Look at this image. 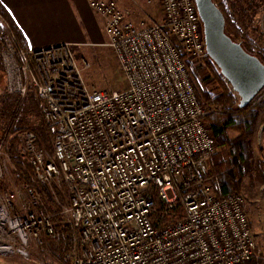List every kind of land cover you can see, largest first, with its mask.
I'll return each mask as SVG.
<instances>
[{
  "label": "built area",
  "instance_id": "1",
  "mask_svg": "<svg viewBox=\"0 0 264 264\" xmlns=\"http://www.w3.org/2000/svg\"><path fill=\"white\" fill-rule=\"evenodd\" d=\"M86 1L104 21V45L120 66L124 90L89 88L82 76L89 65L78 62L73 45L23 48L0 18L1 93L21 102L32 95L51 133L50 153L32 131L21 133V150L76 232L72 242L79 239V252L66 260L264 264L243 197L218 198L207 183L216 141L182 58L211 62L194 0H159L161 22H136L115 0ZM2 136L0 178L9 138ZM55 183L64 186L66 204L49 191ZM26 189L31 205L40 208L36 190ZM15 197L8 191L3 202ZM9 223L19 246L0 251L26 257L29 240L40 246L43 237L55 238L49 214L27 212Z\"/></svg>",
  "mask_w": 264,
  "mask_h": 264
},
{
  "label": "rangeland",
  "instance_id": "2",
  "mask_svg": "<svg viewBox=\"0 0 264 264\" xmlns=\"http://www.w3.org/2000/svg\"><path fill=\"white\" fill-rule=\"evenodd\" d=\"M115 1L117 2V0ZM212 1L216 3L219 2L218 0ZM225 1H228V7H231L232 4H238L240 6V11H242L241 17L243 18L244 23L243 32L254 44L255 48L264 52V0ZM118 2L119 7L126 10L131 19L136 22L162 21L159 0H122L121 2ZM236 7L237 6H235V9ZM2 31L0 25V34ZM74 40H76L75 42L77 44H74L73 52L78 59V62L81 64V60H84L89 65L82 72L83 79L89 88L107 91H120L126 88L124 76L113 52L110 48L104 45V36L103 39H100L102 44L92 43L89 38H84L79 34L75 35ZM190 64L191 67L188 66L187 68L189 76L193 82L200 104L202 105L200 99L202 91L214 93L219 92V83L214 79L210 67L206 66V63L198 62L197 60H190ZM214 71L216 74L219 73V70L216 67ZM2 87L3 75L0 65V101L4 98V95L1 93ZM232 93L235 97V102L238 103V96L233 91ZM14 102L15 105L19 104V106H21L22 111L18 110L14 114V118L10 115H3L4 113L0 112V139L3 137L2 135L6 133L9 135L8 143L15 135L12 134L13 128L18 129L19 131L21 130L20 132L17 131V135L20 137L21 133L25 131L27 127L36 126L40 122V106L33 96H28L22 102L15 99ZM212 109L213 107L208 109V111L211 112ZM256 113V119L252 126V134L250 138H248V141H250L249 158L246 163L242 164L241 172H236V167H232L231 169H234L236 173V192L244 199V210L254 236L257 254L264 255V108L257 110ZM205 124L207 125L206 122ZM225 135L228 141L236 142L239 133L234 130H228ZM19 139L21 140V138ZM39 144L43 149L50 153L51 139H49L48 142L40 141ZM229 151V146L219 145L216 141V150L210 161L213 164L217 161H219V163L223 162L222 157L224 159L225 156L226 159V154H229ZM4 164L6 167L5 175L3 178H0V218L4 217L5 219L0 220V248L7 246V249L11 248L10 250L16 251L19 246L16 241H13L14 237L11 233L12 228L9 223V218L12 216L20 215V217H24V214L27 212H33L37 215L49 214L53 219V215L56 214L54 217L58 216L61 223L69 225L66 219L58 214L60 207L55 199L52 200L47 197L44 189L42 195L39 194L35 188L40 199L39 204H41V207L32 206V200L26 189V186H29L30 183L22 173H19L16 170L15 164L12 163L8 157H5ZM8 191L16 194V197L10 204L3 202L4 195ZM49 191L55 193L56 199L60 204H66L67 193L62 184H52L49 187ZM52 223H54L52 225L55 227L57 221L55 223L54 220ZM74 233L76 235L75 231ZM41 243L42 244L39 246L37 245V242L29 240L25 248V252L27 253L26 257L19 255L17 252L10 254L5 250L0 251V264H71L66 260V255H76L80 250L79 239L76 236L72 242L71 249L65 252L62 256L56 253L58 252L59 244L55 238L43 237ZM246 264L263 263L256 260Z\"/></svg>",
  "mask_w": 264,
  "mask_h": 264
},
{
  "label": "trees",
  "instance_id": "3",
  "mask_svg": "<svg viewBox=\"0 0 264 264\" xmlns=\"http://www.w3.org/2000/svg\"><path fill=\"white\" fill-rule=\"evenodd\" d=\"M218 1V3L214 1L213 3L217 6L224 17V31L226 35L229 36L233 41L240 43L242 48L247 53L257 57L261 63L264 64V52L255 48L254 44L243 32L244 23L243 18L241 17L242 11H240V6L238 4H232L231 7H228V1ZM235 6H237L236 9ZM0 16L10 25L15 37L20 43L19 34L17 33L16 28L13 26L6 12L1 6ZM20 45L23 48H26L21 43ZM182 58L185 60L187 68L188 66L191 67V59L188 60V58L184 56H182ZM204 63H206V66L210 67L211 74H213L214 79H216V81L219 83V92L214 93L202 91L200 94L203 107L207 110L213 107L212 111L207 114L204 121L207 123L210 133L216 139L217 143L219 145L230 147L229 154H226V159L225 156V160L222 157L223 162L219 163V161H217L213 164L210 161L214 156L213 155L208 163L207 183L212 186L215 196L220 198L228 194L237 193L235 185L236 173L234 169L231 168L236 167V172H241L242 164L246 163L249 158L250 141H248V138H250L252 134V126L257 115L256 111L264 108V90L246 108L239 109L237 106L238 103L235 102L232 89L227 81L220 75V73L216 74L214 71L215 67L210 61H206ZM15 99L16 98L11 96H4V98H2L0 101V112H3V115H10L12 118H14V114L18 110L21 111V106H19V104L15 105ZM37 103L39 104L38 101ZM39 112V124L32 127L29 126L25 129V131H32L35 134L38 143H40V141L48 142L49 139H51V133L42 121L40 107ZM228 130H234L239 133L236 142L228 141L226 139L225 134ZM17 131L20 132L21 130L19 131L18 129L13 128L12 134L15 135L9 140V143L5 148V154L10 159V161L15 164L16 170L19 173H22L27 179V181L30 183L29 186L31 188L33 187V189L36 188L37 192L43 195V188L36 181L27 156L20 149L22 142L19 139V135H17ZM54 216H56V214L53 215V219L51 217V221L55 220V223L57 221V224H55V227L53 225V227L55 230V239L59 244L58 252L56 253L62 256L65 252L71 249L74 230H72L69 225L61 223L58 216Z\"/></svg>",
  "mask_w": 264,
  "mask_h": 264
},
{
  "label": "crops",
  "instance_id": "4",
  "mask_svg": "<svg viewBox=\"0 0 264 264\" xmlns=\"http://www.w3.org/2000/svg\"><path fill=\"white\" fill-rule=\"evenodd\" d=\"M0 6L28 49L74 46L76 34L102 44L104 21L86 0H0Z\"/></svg>",
  "mask_w": 264,
  "mask_h": 264
},
{
  "label": "water",
  "instance_id": "5",
  "mask_svg": "<svg viewBox=\"0 0 264 264\" xmlns=\"http://www.w3.org/2000/svg\"><path fill=\"white\" fill-rule=\"evenodd\" d=\"M194 3L207 55L238 96V108L244 109L264 89V64L226 35L224 17L212 0Z\"/></svg>",
  "mask_w": 264,
  "mask_h": 264
},
{
  "label": "bare ground",
  "instance_id": "6",
  "mask_svg": "<svg viewBox=\"0 0 264 264\" xmlns=\"http://www.w3.org/2000/svg\"><path fill=\"white\" fill-rule=\"evenodd\" d=\"M4 219H5L4 217H3V218H2V217L0 218V220H4ZM11 231H12V230H11ZM7 248H8V247H7Z\"/></svg>",
  "mask_w": 264,
  "mask_h": 264
}]
</instances>
